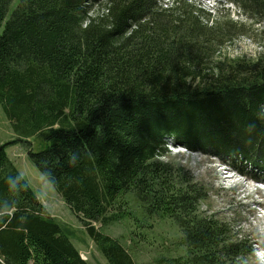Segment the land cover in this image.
Returning <instances> with one entry per match:
<instances>
[{"label":"trees","instance_id":"1","mask_svg":"<svg viewBox=\"0 0 264 264\" xmlns=\"http://www.w3.org/2000/svg\"><path fill=\"white\" fill-rule=\"evenodd\" d=\"M16 1L0 0V106L18 134L0 143V264H90L6 152L32 138L33 164L109 264H137L152 239L138 222L154 214L176 220L186 254L149 264H239L246 241L201 217L193 180L156 161L174 146L264 184V55L222 54L244 26L196 0ZM230 1L264 22V0ZM132 194L145 236L124 245L95 224L128 220Z\"/></svg>","mask_w":264,"mask_h":264},{"label":"rangeland","instance_id":"2","mask_svg":"<svg viewBox=\"0 0 264 264\" xmlns=\"http://www.w3.org/2000/svg\"><path fill=\"white\" fill-rule=\"evenodd\" d=\"M196 2L205 12L212 14L215 21L231 20L244 26L234 31L233 35H237L232 36L234 41L224 47L222 54L225 59H256L264 55L263 20L258 19L260 24L253 28V24L257 23L230 0H196ZM17 139L18 134L0 106V143ZM42 148L41 141L32 138L25 143L8 147L6 152L47 209L49 217L60 225L79 250L82 258L90 264H109L84 225L79 222L62 196L30 159V151L36 152ZM169 150V154L159 158L156 163L170 166L176 171L174 182H182L184 178L193 180V184L199 190L197 208L200 216L213 217L221 224L229 226V237L235 242L246 241L251 253L246 254L245 257L240 255L236 260L239 264H261L264 254L258 257L257 253L264 251V185L242 176L238 166L231 167L228 164L225 167L220 160L204 153H194L174 146ZM179 168L182 169L180 173ZM133 195L135 194L130 196L131 202ZM131 207L133 208L129 210L128 220L121 219L109 226L95 224L96 228L124 245H130L131 238H142L147 232L148 237L152 238L151 241L139 242L141 246L132 251L137 264L155 263L154 260L163 258L166 254L168 257L186 254L183 230L175 219L162 214H154L146 221L140 219L138 224L145 228L142 227L144 234L138 237L137 234L140 232L132 219L142 217L140 208L143 209V206L139 205L138 208L137 202H132ZM136 230L137 233H134Z\"/></svg>","mask_w":264,"mask_h":264},{"label":"clouds","instance_id":"3","mask_svg":"<svg viewBox=\"0 0 264 264\" xmlns=\"http://www.w3.org/2000/svg\"><path fill=\"white\" fill-rule=\"evenodd\" d=\"M258 256L261 255V253H257ZM261 264H264V260H261Z\"/></svg>","mask_w":264,"mask_h":264}]
</instances>
